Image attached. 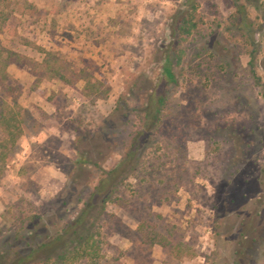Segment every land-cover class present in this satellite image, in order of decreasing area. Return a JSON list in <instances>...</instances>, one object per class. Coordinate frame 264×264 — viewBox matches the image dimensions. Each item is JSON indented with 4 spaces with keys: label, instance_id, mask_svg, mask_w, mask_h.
<instances>
[{
    "label": "rangeland",
    "instance_id": "1",
    "mask_svg": "<svg viewBox=\"0 0 264 264\" xmlns=\"http://www.w3.org/2000/svg\"><path fill=\"white\" fill-rule=\"evenodd\" d=\"M182 1L0 0V113L14 120L0 124L1 236L62 209L50 199L66 191L78 135L101 168L121 159ZM198 3L203 23L181 44L161 125L107 203L99 256L79 264H264V50L253 76L232 1ZM119 97L127 109L100 158L93 144ZM86 168L92 184L98 167ZM65 199L71 216L81 205Z\"/></svg>",
    "mask_w": 264,
    "mask_h": 264
},
{
    "label": "trees",
    "instance_id": "2",
    "mask_svg": "<svg viewBox=\"0 0 264 264\" xmlns=\"http://www.w3.org/2000/svg\"><path fill=\"white\" fill-rule=\"evenodd\" d=\"M198 1L183 0L167 17L165 43L160 49L162 56L159 72L156 81L145 94L143 102L134 109L139 121L138 128L130 134L121 159L108 170L101 168L97 161L89 159V149L82 147L79 150L77 146L86 139V135H78L74 142L78 158L74 162V171L66 184V191L50 199V202L61 200L62 209L48 219L33 214L12 222L10 225L13 234L9 237L0 235V264H79L83 260H95L99 256L101 242L98 240V227L106 214L107 203L113 200L120 186L138 171L141 153L161 125L162 112L167 99L165 92L179 84L174 68L182 57L181 44L191 34L197 32L203 23L198 11ZM231 1L235 9V26L248 47L250 58L248 65L252 75L256 76L258 55L264 50L260 43V36L264 33V2L262 0ZM251 10L256 12L255 17L250 15ZM5 52L8 57L15 54L8 50ZM43 52L46 57L51 54L44 50ZM3 53L4 51L0 49V61ZM4 61L5 68L8 61ZM2 79L9 84L10 79L6 74L1 76ZM126 103L123 97H119L111 112L104 118L100 139L93 144V149L100 158H106L113 152L111 147L113 129L108 124H111V119L115 116L125 114ZM12 121L14 120L5 119L3 113H0L1 125L8 127ZM89 164L96 165L99 170L92 184L90 176L86 175V167ZM85 190L87 196L83 199L79 193ZM66 196L76 199V203L81 205L71 216L65 207L68 203ZM246 237L247 234H241L236 256L242 255L241 248L244 247L243 239ZM237 261L238 259L234 258L232 264H237Z\"/></svg>",
    "mask_w": 264,
    "mask_h": 264
}]
</instances>
